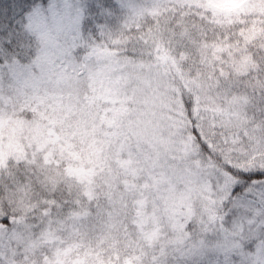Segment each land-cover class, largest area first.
I'll use <instances>...</instances> for the list:
<instances>
[{
  "label": "snow or ice",
  "instance_id": "obj_1",
  "mask_svg": "<svg viewBox=\"0 0 264 264\" xmlns=\"http://www.w3.org/2000/svg\"><path fill=\"white\" fill-rule=\"evenodd\" d=\"M0 264H264V0H0Z\"/></svg>",
  "mask_w": 264,
  "mask_h": 264
}]
</instances>
